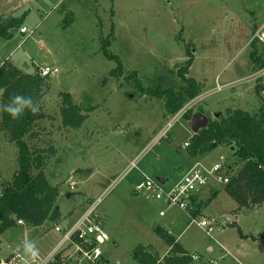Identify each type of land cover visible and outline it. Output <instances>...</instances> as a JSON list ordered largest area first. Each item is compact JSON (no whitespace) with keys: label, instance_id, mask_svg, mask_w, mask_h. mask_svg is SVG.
<instances>
[{"label":"rangeland","instance_id":"374dc122","mask_svg":"<svg viewBox=\"0 0 264 264\" xmlns=\"http://www.w3.org/2000/svg\"><path fill=\"white\" fill-rule=\"evenodd\" d=\"M11 16L29 32L0 38V61L25 74L39 73L43 65L57 69L46 78L38 136L30 144L54 150L44 170L59 187L63 219L1 234L0 264L42 261L62 238L55 225L67 226L100 197L96 212L110 236L103 250L113 252L112 260L135 264L133 251L141 245L161 251L165 243L154 232L161 225L175 238L181 235L197 256L192 264H264V238H252L264 234V205L239 208L225 185L212 183L204 191L218 195L205 197L207 207L191 223L164 197L136 190L149 176L165 179L161 189L168 191L191 168L184 144L194 134L189 121L195 113L213 120L229 110L260 112L264 43L254 34L264 26V0H0V22ZM112 30L108 50L122 61V73L103 54L102 40ZM190 59L186 76L199 82L201 92L168 114L167 99L151 91L182 89L180 73ZM65 93L79 104L90 99L95 108L80 128L62 123ZM1 97L2 90L0 108ZM18 151L0 131L1 186L18 169ZM198 157L206 167L226 159L233 173L243 164L230 147ZM202 220L213 224L211 234L197 223Z\"/></svg>","mask_w":264,"mask_h":264},{"label":"trees","instance_id":"16d2710c","mask_svg":"<svg viewBox=\"0 0 264 264\" xmlns=\"http://www.w3.org/2000/svg\"><path fill=\"white\" fill-rule=\"evenodd\" d=\"M22 23L21 19L15 17L0 22V38H10L13 34L12 30L20 28ZM113 30L109 37L102 40L103 54L107 59L116 61L119 66L116 71L122 73V61L108 50L114 34ZM192 62L190 59L187 67L180 73L185 83L182 89L175 91L167 87L163 91H151L152 94L167 99L168 114H176L201 92L199 82L186 76ZM46 78L39 73L25 74L16 65L0 61V90H2L0 131L19 150L16 160L18 169L15 175L11 181L2 183L0 235L19 226L34 229L48 222L57 223L63 219V213L58 205L59 187L50 183L44 170L51 157L49 152L54 150L36 148L30 144L38 136L36 128L41 119V103L45 97ZM63 103L62 123L65 127L74 129L80 128L87 120L88 113L95 109L90 99H85L79 104L70 93H65ZM189 146L191 158L206 154L220 146L232 148L233 155L243 164L236 173L232 174L225 191L236 201L239 208L264 205V104L259 113L252 114L236 109L229 110L227 116L210 120L206 128L193 134ZM195 202V197H191L190 206H194ZM20 220L23 224L18 223ZM237 227L240 236L245 237L242 229ZM154 232L172 248L171 252L162 259L140 246L135 249L134 254L138 262L193 263L194 258L183 249L168 230L156 226ZM252 238L258 240L264 238V234ZM50 264H62L60 255Z\"/></svg>","mask_w":264,"mask_h":264},{"label":"built area","instance_id":"2783aa9c","mask_svg":"<svg viewBox=\"0 0 264 264\" xmlns=\"http://www.w3.org/2000/svg\"><path fill=\"white\" fill-rule=\"evenodd\" d=\"M21 32L27 33L29 31L26 27H22ZM254 39H258L260 42L264 43V26L255 33ZM56 71L57 69L46 65L39 67V74L42 77H48ZM173 124L174 122L170 123L168 129H170ZM168 129L163 135L168 132ZM184 145L188 147L190 142L187 141ZM226 161V159L221 158L210 167H206L200 163L195 164L184 174L183 178L175 183L168 191L161 189L163 183L151 179L149 176L145 177V182L139 185L136 190L140 191L142 188H146L158 198L164 197L166 203L170 206L173 205L182 210H186L190 207L191 197L201 189L207 187L211 183L226 186L230 182L233 172L231 165ZM134 165L135 163H133L132 167ZM2 194L3 188L0 185V196ZM102 199L103 197H100L95 202H91L90 207L86 208V210L69 225L67 224V226L63 227L56 224L55 230L62 235L59 244L42 261H38L36 258L33 264H50L58 255L61 257L62 264H123L118 260L108 261L104 257L102 246L109 240V235L103 228L102 215L96 212V208ZM194 221L195 220L192 222ZM18 223L23 224V221L20 220ZM198 223L204 227L208 234L214 229L212 223L207 220H202ZM135 264L142 263L137 262Z\"/></svg>","mask_w":264,"mask_h":264},{"label":"crops","instance_id":"0c3cea01","mask_svg":"<svg viewBox=\"0 0 264 264\" xmlns=\"http://www.w3.org/2000/svg\"><path fill=\"white\" fill-rule=\"evenodd\" d=\"M12 12V11H11ZM13 16H11V17H9V19L10 18H12ZM13 30H15V32H12V33H17L18 31H21V28H17V29H13ZM256 33H257V31H256ZM254 36H255V34H254ZM11 38V37H10ZM9 38H6L5 40H8ZM255 40V39H254ZM191 138V137H190ZM191 160H192V163H191V168L195 165V164H197V163H200L199 162V157H195V158H191ZM191 168H189V169H191ZM166 181V180H165ZM212 184V183H211ZM210 184V185H211ZM210 185H208L207 187H205V188H203V189H201L199 192H197L195 195H194V197H195V200H196V202H195V204H194V206H190L188 209H186V210H183V212L191 219V223H192V221L193 220H195L196 221V219H197V217L200 215V214H203V211H204V209L207 207V206H204V204H202V202L205 200V197L206 198H208V199H213L215 196H217L218 194H213L214 196H212L208 191H204V189H208V187L210 186ZM204 191V192H203ZM137 192V191H136ZM210 194V195H209ZM211 196V197H210ZM207 200V199H206ZM169 207H171L168 203H166ZM211 204V203H210ZM173 206V205H172ZM197 207V208H196ZM203 208V210H202V212H199V211H201V208ZM182 210V209H181ZM81 215V214H80ZM79 215V216H80ZM78 216V217H79ZM77 217V218H78ZM76 218V219H77ZM70 222H72V221H68L67 222V224L69 225L70 224ZM198 222H200V221H198ZM197 222V223H198ZM199 224V223H198ZM46 225V224H45ZM45 225H43V226H41V227H44ZM200 225V224H199ZM213 225V224H212ZM156 226H161V225H156ZM155 226V227H156ZM201 226V225H200ZM41 227H39V228H41ZM154 227V228H155ZM161 227H163V226H161ZM240 227V226H239ZM163 228H165L166 230H168L173 236H174V234L171 232V229L169 228V227H167V226H164ZM214 228V227H213ZM35 230L36 229H38V228H34ZM214 230V229H213ZM213 230H212V232H213ZM211 232V233H212ZM210 233V234H211ZM180 236L181 235H179V236H177V242L178 243H180V245L183 247V249L186 251V252H188L193 258L194 257H196L195 256V254H193L192 252H190L189 251V247L188 246H186V245H184V243L180 240ZM175 237V236H174ZM161 239V238H160ZM179 239V240H178ZM108 241H110V236H109V240H107L106 242H108ZM106 242H105V244H106ZM58 243V242H57ZM165 243V242H164ZM59 244V243H58ZM113 245H117V243L115 242V241H113V243H112ZM221 245V244H220ZM142 247H145L149 252H151L152 254H156V255H159L162 259L166 256V255H168L170 252H171V250H172V248L169 246V245H167L166 243L164 244V247L162 248V250L161 251H159V250H157V248H156V246H152V244H150V245H141ZM53 247H55V246H53ZM140 247V246H139ZM224 248V247H223ZM53 249V248H52ZM49 250L44 256L46 257V256H48L53 250ZM102 249H103V246H102ZM207 249L210 251V252H213L214 251V247L212 246V245H208L207 246ZM36 251L37 250H32L31 252H30V255L33 257V258H35L36 256ZM104 251V257H105V259H107L108 261H114V260H112V258H110V256L109 255H112V253L108 250V251H105V250H103ZM107 252V253H106ZM134 253L133 254H135V250L133 251ZM195 253V252H194ZM194 260H195V258H194ZM193 260V261H194ZM118 261H120V260H118ZM122 262V261H121ZM138 261L136 260V262L135 263H137ZM123 263V262H122ZM123 264H125V263H123Z\"/></svg>","mask_w":264,"mask_h":264},{"label":"water","instance_id":"95a60500","mask_svg":"<svg viewBox=\"0 0 264 264\" xmlns=\"http://www.w3.org/2000/svg\"><path fill=\"white\" fill-rule=\"evenodd\" d=\"M12 32H15V30H12ZM209 117L205 115L204 113L197 112L193 115L192 119L189 121V127L192 130L194 134H197L201 129L206 128L209 124ZM158 181L161 183L165 182V179L158 177Z\"/></svg>","mask_w":264,"mask_h":264}]
</instances>
